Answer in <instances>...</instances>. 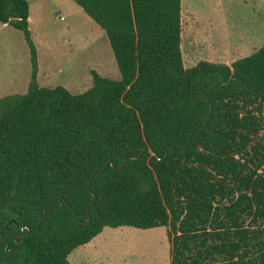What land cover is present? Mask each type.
<instances>
[{
	"label": "trees",
	"instance_id": "obj_1",
	"mask_svg": "<svg viewBox=\"0 0 264 264\" xmlns=\"http://www.w3.org/2000/svg\"><path fill=\"white\" fill-rule=\"evenodd\" d=\"M73 1L122 78L93 71L77 95L39 85L30 4L0 0L33 69L0 99V264H71L106 228L164 227L171 264H264V47L189 68L184 0Z\"/></svg>",
	"mask_w": 264,
	"mask_h": 264
},
{
	"label": "rangeland",
	"instance_id": "obj_2",
	"mask_svg": "<svg viewBox=\"0 0 264 264\" xmlns=\"http://www.w3.org/2000/svg\"><path fill=\"white\" fill-rule=\"evenodd\" d=\"M27 1L42 88L84 94L93 87V71L121 81L106 33L73 0ZM183 14L189 68L200 62L232 66L264 47V0H184ZM32 71L24 34L0 23V99L26 94ZM168 232L106 228L94 247L76 250L70 262L171 264Z\"/></svg>",
	"mask_w": 264,
	"mask_h": 264
},
{
	"label": "crops",
	"instance_id": "obj_3",
	"mask_svg": "<svg viewBox=\"0 0 264 264\" xmlns=\"http://www.w3.org/2000/svg\"><path fill=\"white\" fill-rule=\"evenodd\" d=\"M120 229H122V228H120ZM116 230H118V229H116ZM97 241H99V238L97 237L92 243H90L89 245H87V246H85V247H83V248H80L81 249V251L82 250H84L85 248H91V247H94V245H95V243H97ZM79 250V249H78ZM80 251V252H81Z\"/></svg>",
	"mask_w": 264,
	"mask_h": 264
},
{
	"label": "water",
	"instance_id": "obj_4",
	"mask_svg": "<svg viewBox=\"0 0 264 264\" xmlns=\"http://www.w3.org/2000/svg\"><path fill=\"white\" fill-rule=\"evenodd\" d=\"M195 131V130H194ZM134 159H136V157H133V158H131L130 160H134ZM127 162V161H126ZM126 162L124 163V164H126ZM108 166H112V167H114L115 165H114V163L113 162H110V163H108L107 165H106V167H108ZM102 170H104V169H101V171ZM63 206V205H62ZM91 221V214H90V219H89V222ZM2 246V243L0 242V247Z\"/></svg>",
	"mask_w": 264,
	"mask_h": 264
},
{
	"label": "built area",
	"instance_id": "obj_5",
	"mask_svg": "<svg viewBox=\"0 0 264 264\" xmlns=\"http://www.w3.org/2000/svg\"><path fill=\"white\" fill-rule=\"evenodd\" d=\"M61 20L63 21L64 19H63V18H61Z\"/></svg>",
	"mask_w": 264,
	"mask_h": 264
}]
</instances>
